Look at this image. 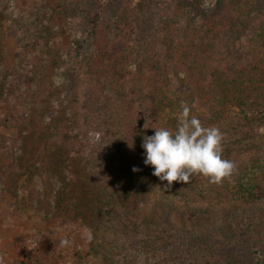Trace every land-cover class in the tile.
Returning <instances> with one entry per match:
<instances>
[{
	"label": "trees",
	"instance_id": "obj_1",
	"mask_svg": "<svg viewBox=\"0 0 264 264\" xmlns=\"http://www.w3.org/2000/svg\"><path fill=\"white\" fill-rule=\"evenodd\" d=\"M133 1L82 0L75 11H60L65 19L37 15L30 22L37 40L48 37L40 61L21 72L0 68V96L8 100L14 115L35 102L36 89L37 97L43 91L44 97L48 94L40 125L48 132L43 136L46 147L59 159L52 163L50 177L57 176L50 183L47 210L41 211L45 217L58 218V227L50 233L35 230L31 244L17 242L23 259L12 264H88L77 238V181L105 207L104 216L111 223L106 229L116 235L114 246L123 258L142 256L144 264H196L197 256L204 255L206 264H230L229 254L244 246L264 264L260 143L243 150L223 148L224 158L235 161L237 169L220 184L193 175L189 184L169 185L144 163L142 147L144 137L153 135L155 128L175 130L182 102L204 126L219 127L235 117L248 129V137L255 128H264V8L239 23L237 16L242 15L246 0H216L209 10L202 9L203 0H172V10L161 0ZM2 6H6L3 11H11L14 0H2ZM225 25L233 32L214 42L216 31ZM64 33L73 43L71 59L54 41ZM161 33L164 40H158ZM242 38L245 47L237 52L236 42ZM132 65L146 68L147 77L134 88L136 99L129 100L124 71ZM36 69L37 84L33 83ZM79 85L86 90L80 108L74 105ZM29 124L13 115L6 117L2 125L11 135H5L2 147L18 155ZM94 130L98 139L90 135ZM12 166L20 171V159L16 157ZM33 177L37 182L27 179L23 188L16 189L21 208L24 203L28 206L23 197L33 191V185L44 190L45 177L41 173ZM154 194L171 204L164 219L158 217L150 224L135 221V213ZM174 212L178 223L171 219ZM93 241L98 245L97 238Z\"/></svg>",
	"mask_w": 264,
	"mask_h": 264
},
{
	"label": "rangeland",
	"instance_id": "obj_2",
	"mask_svg": "<svg viewBox=\"0 0 264 264\" xmlns=\"http://www.w3.org/2000/svg\"><path fill=\"white\" fill-rule=\"evenodd\" d=\"M1 1L2 0H0V6ZM81 1L82 0H14V8L11 11H3L7 4H5L6 6H2L3 8H0V19L2 22L0 28V68L3 66L5 71L11 73L21 72L30 64L37 65V62L41 59L40 52L45 50L44 46L48 37L37 40V34L33 31L30 22L34 20L37 15L54 14L64 18L63 14L62 16L60 15V11L62 13L65 11H75L79 8L78 5L81 4ZM135 1L137 0L133 2ZM215 2L216 0H203L202 9H211ZM161 3L164 6H169V10L174 8L172 0H161ZM263 8L264 0H246L242 15L237 16L239 23L250 20L252 11L263 10ZM234 30H237V28ZM228 31L233 32V29L229 25L219 28L212 40L218 43L220 38L224 36L223 34ZM158 40H164L163 33L159 35ZM54 41L63 51L66 58L71 59L74 56L73 43L67 34H60L54 38ZM244 47V38L238 39L235 51L240 52ZM130 68L131 69L124 71V87L126 90V97L132 100L137 97V92L134 88L139 87V81H146L147 69L135 65L130 66ZM47 76L49 75L47 74ZM35 77L36 80L34 79L33 83L37 84V69ZM46 80L47 79H44V85L47 84ZM68 88L69 91L72 92L75 88L74 82H71ZM83 88V85L76 87L75 95L78 98L75 99L74 105L78 108L82 106L83 96L81 95L85 94L86 91ZM35 92V102L30 103V105L26 104L24 108L21 107L18 115H14L13 112L10 111L11 105L8 103V100L0 96V264H12L15 260L23 259V250L18 246L17 242L26 240L31 244L35 230L41 229L45 233L54 232L59 224L58 218L52 216L45 217L41 213L42 210H47L46 203L51 189L50 183L53 182V180L55 181V176H57L55 175L53 179H51L52 177H50V174L54 173L52 171V166L53 164L55 165L59 159L56 157L58 155H56L52 149L46 147L44 143L46 140L43 139V136L47 131H44L40 125L46 108L44 104L48 103V94L47 97H44L43 91L42 94L37 97V89ZM43 97L44 99L42 100ZM69 98L73 99L74 97L70 95ZM12 115L17 119L30 122L25 146L18 155L2 147V140L5 135H11V132L3 127L2 122L6 117ZM218 128L224 134L223 148L228 147L235 151L238 148L245 149V147H249L253 142H258L260 143L259 149L264 150L263 127L255 128V134L248 137V129L240 124L238 119L232 117L225 123L220 124ZM94 132L97 133L96 130H94ZM13 133L16 134V131ZM16 157L20 159V167L22 168L20 171L19 169L11 168L13 167L12 164ZM50 162L51 164H49ZM10 165L11 167L9 168ZM81 167L83 169L84 165ZM9 170L14 171L16 174L7 176L5 171L9 172ZM37 173H41L42 178L45 177V182H43L44 190L40 191L37 189L36 185H33V191L23 197L28 206L23 202L24 208H21L19 202L21 198L16 189L23 188L27 179H32L37 182V179L33 177L37 175ZM44 173L45 176L43 177ZM77 182L80 185L76 193L80 203V216L78 217L80 229L77 233V238L83 253L88 257V264H144L145 258L142 256H138L135 259L123 258V256H121V249L114 246V242L117 239L116 235H110V231L106 229L111 223L110 221L108 222L106 216H104L106 213L105 207L96 197L87 194L86 191L83 190L80 181ZM2 184H4V186ZM39 192L40 194H37ZM27 196H29V198ZM37 200L39 201L38 204ZM168 205L171 204L163 202L157 194H154L152 196V201L142 206L139 211L135 213L133 218L135 221L145 222L144 224H150L152 220H156L158 217L164 219ZM182 206L181 204V207ZM219 208L220 205H217L214 209L217 210ZM172 214L171 219L175 223H178V213L174 212ZM128 216L131 215L128 214ZM116 222L115 219L114 223ZM185 224H190V219H187ZM165 225L170 227V225ZM100 232L104 233L101 234ZM95 238H97L98 245L94 244L93 240H95ZM229 257H231L230 264H262L255 256H252L244 246H238L232 251L231 256L229 254ZM196 264H206V257L204 255H198Z\"/></svg>",
	"mask_w": 264,
	"mask_h": 264
},
{
	"label": "clouds",
	"instance_id": "obj_3",
	"mask_svg": "<svg viewBox=\"0 0 264 264\" xmlns=\"http://www.w3.org/2000/svg\"><path fill=\"white\" fill-rule=\"evenodd\" d=\"M181 109L175 130L154 127L155 133L144 137V163L169 185L174 181L189 184L193 175H203L213 184L222 183L237 169L235 161L223 156V132L216 126H204L186 102L181 103ZM90 135L99 138V133Z\"/></svg>",
	"mask_w": 264,
	"mask_h": 264
}]
</instances>
